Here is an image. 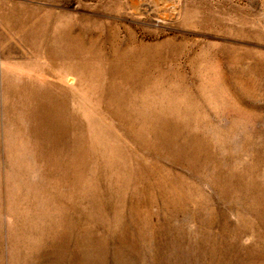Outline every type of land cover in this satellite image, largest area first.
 I'll use <instances>...</instances> for the list:
<instances>
[{
    "label": "rangeland",
    "instance_id": "1",
    "mask_svg": "<svg viewBox=\"0 0 264 264\" xmlns=\"http://www.w3.org/2000/svg\"><path fill=\"white\" fill-rule=\"evenodd\" d=\"M0 264H264V0H0Z\"/></svg>",
    "mask_w": 264,
    "mask_h": 264
}]
</instances>
